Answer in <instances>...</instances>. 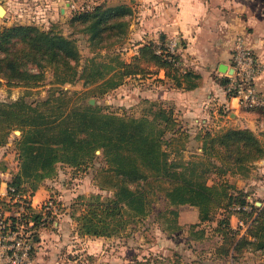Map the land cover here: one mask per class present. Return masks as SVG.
Instances as JSON below:
<instances>
[{
	"label": "trees",
	"instance_id": "1",
	"mask_svg": "<svg viewBox=\"0 0 264 264\" xmlns=\"http://www.w3.org/2000/svg\"><path fill=\"white\" fill-rule=\"evenodd\" d=\"M107 3L100 0L89 10L74 9L68 21L73 32L86 36L89 45L96 48H108L124 39L129 25L127 17L132 14V8L122 1ZM78 58L75 40L61 32L33 24L0 27V79L7 86H36L46 70L53 72L54 82L71 83L76 77ZM179 63V55L170 52L165 42L145 41L128 62L116 60L109 64L94 57L87 59L78 78L83 79L84 85L99 78L97 87L103 93L121 85L124 78L163 70L175 88L197 87L200 75L193 70H182ZM227 82V78L222 81L224 85ZM68 99L66 91L59 89L57 95L52 92L34 103L22 97L0 101V147L8 143L13 130L20 131L13 142L19 169L7 181L8 185L26 193L23 186L28 181L33 191L37 184L56 175L58 163L78 167L101 149L105 167L98 174L106 180L96 179L97 185L111 190L112 195L106 198L90 195L82 212L70 215L76 223L78 237H109L118 233L126 223L123 213L127 212L131 218L146 216L151 202L148 195L153 193V188H160L159 197L165 205L194 206L201 222L221 210L222 215L211 229L221 242L216 247L217 255L238 261L239 253L244 250L264 259V203L254 206L248 201L247 192L225 179L227 174L247 176L253 163L264 157V144L253 131L227 128L215 134L205 132L200 155L185 159L180 153L183 148H177V155L170 158L165 150L170 139L186 138L171 106L158 107L151 117L145 113L136 118L99 113L90 104L67 107ZM160 104L150 103L156 107ZM61 201L59 197L58 205ZM169 212L176 217V209ZM231 216L245 224L243 233L242 226H231ZM40 217V211H32L37 232L42 229ZM174 229L181 228L174 224ZM197 233L202 236L204 230ZM127 264L166 263L143 257ZM167 264L205 263L176 257Z\"/></svg>",
	"mask_w": 264,
	"mask_h": 264
},
{
	"label": "rangeland",
	"instance_id": "2",
	"mask_svg": "<svg viewBox=\"0 0 264 264\" xmlns=\"http://www.w3.org/2000/svg\"><path fill=\"white\" fill-rule=\"evenodd\" d=\"M73 1H77L78 3L74 5V7H79L84 0H69L67 2L69 4L68 6H66V0H0V5L5 10L4 14L0 15V27L14 24H33L44 30L52 29L61 32L63 35L70 36L75 40V46L79 54L75 67L76 77L71 83L59 84L54 82L53 80L55 77L51 70H46L39 84L33 87L7 86L6 82L0 79V101H12L22 97L27 102L34 103L35 101L47 98L52 92L57 95V92L61 89L66 91L69 96L66 104L67 107L90 104L96 106L99 113H114L119 116L139 118L145 113L151 117V113L154 112V110H158V107L167 108L168 105L164 102L155 101L158 104L161 103L156 107L150 105L152 101L147 98H142L138 101L139 88L150 86L149 81L146 80L151 77H127L123 79L121 85L114 89H108L103 93H100L97 87L100 81L99 78L88 85L83 84V79L78 78V76L81 74L82 67L86 64L87 59L94 57L97 61L101 60L109 64H114L116 60H124L125 62H127L128 59L129 61L131 60L132 55L128 53V47H131L129 44L135 41H128L130 32L132 31L130 25L139 23L138 18L140 14L138 5L135 3L136 5L134 4L135 7L133 8L132 14L127 17L129 25L126 37L108 48H96L89 45L86 36L77 31L73 32L72 27L68 23L73 13L72 10H74L69 8L71 6L70 2L72 3ZM109 1L107 5L112 3L118 4L122 0ZM60 7L64 8L63 13L60 12ZM138 80H142L143 82ZM90 99L93 100V103H89ZM223 114L225 115V113ZM19 135V130H13L8 141V143H11L9 148L12 147L16 154L15 157L12 155V158L17 159V161L12 159V161L9 162V164H11L9 168L14 169L10 170L12 174L19 169L17 151L13 144L14 140L18 138ZM167 138H171V136L168 135ZM185 145L189 146V148L186 149L188 153L183 150ZM165 148V150L169 152L170 158L177 155L176 152H178V150H175L177 148H183L180 149V153L185 159L197 156L194 142L188 139H170V143L167 144ZM102 167H105V163L101 149H98L90 160L80 164L78 167H70L61 163L56 165L54 182L64 189V199L57 206V214L52 215L53 217L47 223L48 228L45 229L48 231H55V224L60 222L64 214L66 218L63 222H65L67 226L73 221L72 224L74 225L71 224L68 226V229L66 227L63 228L64 233L61 232L60 234L61 242L64 243V245L62 250L59 251L62 259L66 262L70 264H127L134 259L149 257L156 258L167 264L171 263L176 257L181 260H185L183 257H190L188 253L191 245L189 247L187 245L189 242L185 239L186 234L197 237L199 236L197 232L201 229L207 230V236L205 237L204 235L203 237L206 238L209 246L215 241L216 235H214L215 233H213L211 229L212 226L216 225V221L222 215L220 209L212 213L208 221L201 222L200 220L198 221L199 217L197 212L194 213V210H197L196 207L180 205L175 208L165 205L160 198L162 196L161 189L155 190V188H153V193L148 195L151 202L149 206L150 210L146 216L131 218L128 216L127 212H124L123 218L126 220V223L119 229L118 233L116 232V234L109 237H101L97 240L96 245L94 244L86 247L82 238L76 236L74 230L76 228V223L73 219L72 221L70 220V215H79L90 195H97L102 198L112 195L111 190L107 188L101 189L97 185V180H106V178H101L98 174L99 169ZM250 173L249 170L247 176L244 177L238 174H227L225 179L235 187L237 182L239 186H244L243 188H246L249 185ZM41 183L37 184V186ZM158 185V187L162 186L160 184ZM152 186L156 185L152 183ZM23 188H26V193L28 194L32 192L28 181L25 182ZM57 191L58 189L56 188L54 192H50V194L46 193V197H44L42 201L49 196H59L60 193ZM247 199L254 206H261L262 203H264V197L262 196H251L247 197ZM256 201H259L260 205L256 204ZM171 209H176V217L169 212ZM180 214H182L188 222L187 227H183L185 232H182V226L180 225L181 229H174V224H178V216ZM60 215L61 218L59 219L58 216ZM173 218L174 222H171ZM239 221L241 220L239 219ZM42 230L44 229L37 232L38 236ZM205 243L206 242H204V246L200 247V253L206 251L204 247L208 245ZM36 246L37 241L35 242L33 260ZM186 251H188V253ZM239 256L236 264H264L263 257L257 253L242 250Z\"/></svg>",
	"mask_w": 264,
	"mask_h": 264
},
{
	"label": "crops",
	"instance_id": "3",
	"mask_svg": "<svg viewBox=\"0 0 264 264\" xmlns=\"http://www.w3.org/2000/svg\"><path fill=\"white\" fill-rule=\"evenodd\" d=\"M68 1L66 0V6L69 5ZM122 2L128 4L132 12L137 3L140 14L139 23L130 25L132 31L128 41L135 42L129 44L131 47H128V53L133 56L138 46L145 41L167 44L176 39L175 52L180 57L179 64L182 70H193L200 75L197 87L183 90L175 88L172 81L165 78L164 71L159 70L156 74L147 76L151 77L146 80L150 86L139 88L138 101L147 98L171 106L182 124L185 139L194 142L196 155L201 154V137L205 132L215 134L227 128H248L264 144V111L240 108L236 99L227 93L226 85L222 83L226 78L224 74L226 67L223 71V65L230 68L231 50L236 37L241 36L246 47L251 49L261 62V71L255 80V86L264 93V0H122ZM72 3L70 2L69 7L71 9L78 4L77 1ZM60 12L63 13L64 8L60 7ZM10 146L11 143H7L6 146L0 147V189H3L7 179L12 176L10 170L14 169L9 168L11 165L9 162L12 159L17 161L12 158V155L15 157L16 154L12 147L9 148ZM187 148L189 146L185 145L183 150L188 153ZM250 172L248 187L243 188L244 186H239L237 182L236 187L247 192L248 197H264V157L253 163ZM54 181L55 176L47 178L32 191L30 199L33 206H38L46 197V193L50 194L56 188L60 193L57 197L63 201L65 191ZM194 211L198 214L197 210ZM58 218L60 219L61 215ZM65 218L64 214L60 222L55 224V231L44 229L39 236L37 235L32 264H70L62 259L59 251L64 245L60 234L64 233L63 228L68 229L73 223L70 218L72 222L67 226L63 222ZM230 223L233 228L240 225L235 216H231ZM178 225L182 226L181 230L185 232L183 227L186 228L188 222L182 214L178 216ZM240 226L243 233L245 226ZM207 232L204 230L205 237ZM204 235L194 237L186 234L185 239L189 242L187 245L188 247L191 245L192 249L190 248L189 253L186 251L190 257H183L184 261L197 259L205 264H236L237 261H233L230 256L216 254V247L221 243L219 237L216 236L215 241L209 246ZM76 236L78 237L77 234ZM81 238L85 246L89 247L96 245L101 237ZM204 242L208 246L204 247L206 251L200 253V247L204 246Z\"/></svg>",
	"mask_w": 264,
	"mask_h": 264
},
{
	"label": "built area",
	"instance_id": "4",
	"mask_svg": "<svg viewBox=\"0 0 264 264\" xmlns=\"http://www.w3.org/2000/svg\"><path fill=\"white\" fill-rule=\"evenodd\" d=\"M98 2L100 1L84 0L79 7L73 9L89 10ZM176 44V39H173L166 46L170 52H175ZM229 66L231 72L224 73L228 79L227 93L236 99L242 109L264 110V93L255 86V80L261 71V62L246 47L241 36L235 39ZM57 201L56 196H49L38 206H33L30 194L17 191L15 187L5 183L3 189H0V264L32 263L37 239L32 211L41 212L39 226L45 229L44 226L52 215L57 214ZM240 225H243L241 221Z\"/></svg>",
	"mask_w": 264,
	"mask_h": 264
},
{
	"label": "water",
	"instance_id": "5",
	"mask_svg": "<svg viewBox=\"0 0 264 264\" xmlns=\"http://www.w3.org/2000/svg\"><path fill=\"white\" fill-rule=\"evenodd\" d=\"M5 10L4 8L0 5V15L4 14ZM226 67V68H225ZM224 68H225V71H224ZM224 72L228 71V72H231L230 68H228L227 66L223 65V69H222ZM89 103H93V100L90 99L89 100ZM256 204L260 205V202H256Z\"/></svg>",
	"mask_w": 264,
	"mask_h": 264
}]
</instances>
